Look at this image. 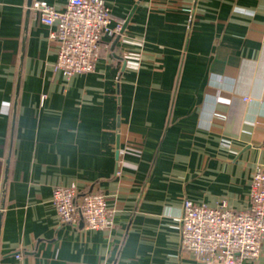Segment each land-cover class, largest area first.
Here are the masks:
<instances>
[{
  "label": "crops",
  "instance_id": "obj_1",
  "mask_svg": "<svg viewBox=\"0 0 264 264\" xmlns=\"http://www.w3.org/2000/svg\"><path fill=\"white\" fill-rule=\"evenodd\" d=\"M34 1L0 0V264H202L185 200L246 210L264 166V0H104L123 31L70 79ZM72 184L107 196L112 230L59 223Z\"/></svg>",
  "mask_w": 264,
  "mask_h": 264
},
{
  "label": "built area",
  "instance_id": "obj_2",
  "mask_svg": "<svg viewBox=\"0 0 264 264\" xmlns=\"http://www.w3.org/2000/svg\"><path fill=\"white\" fill-rule=\"evenodd\" d=\"M30 9L51 28L49 40L56 43L55 69L70 79L93 73L101 58V41L117 36L123 24L111 27L112 12L104 0H68L62 10L43 0ZM136 68L134 61L127 62ZM75 185L56 186L52 204L60 224L89 230L110 231L115 210L107 196L88 193L80 198ZM250 206L238 211L225 202L217 207L185 200L180 218V248L202 264H242L258 259L264 238V166L254 171L249 193ZM19 257V256H18Z\"/></svg>",
  "mask_w": 264,
  "mask_h": 264
},
{
  "label": "trees",
  "instance_id": "obj_3",
  "mask_svg": "<svg viewBox=\"0 0 264 264\" xmlns=\"http://www.w3.org/2000/svg\"><path fill=\"white\" fill-rule=\"evenodd\" d=\"M92 192L97 193L98 191H90L89 189L83 190L80 193V198H81L82 195L88 194V193H92Z\"/></svg>",
  "mask_w": 264,
  "mask_h": 264
},
{
  "label": "water",
  "instance_id": "obj_4",
  "mask_svg": "<svg viewBox=\"0 0 264 264\" xmlns=\"http://www.w3.org/2000/svg\"><path fill=\"white\" fill-rule=\"evenodd\" d=\"M29 3H32V2H29Z\"/></svg>",
  "mask_w": 264,
  "mask_h": 264
}]
</instances>
